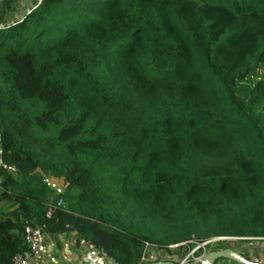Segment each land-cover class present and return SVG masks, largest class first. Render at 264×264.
<instances>
[{"label": "trees", "instance_id": "obj_1", "mask_svg": "<svg viewBox=\"0 0 264 264\" xmlns=\"http://www.w3.org/2000/svg\"><path fill=\"white\" fill-rule=\"evenodd\" d=\"M31 5L0 3V264L36 223L121 264L264 238V0Z\"/></svg>", "mask_w": 264, "mask_h": 264}, {"label": "built area", "instance_id": "obj_2", "mask_svg": "<svg viewBox=\"0 0 264 264\" xmlns=\"http://www.w3.org/2000/svg\"><path fill=\"white\" fill-rule=\"evenodd\" d=\"M42 0H38L41 2ZM0 168L9 170L11 172H15V168L12 166H8L3 159V149L0 146ZM45 184L55 192L58 196L57 202L54 204L53 208H50L46 213L47 218H51L55 208H62L65 206V190L66 183L62 179H58L52 176H45L44 178ZM0 185H1V177H0ZM48 231L47 225L45 223H36V224H27L25 227V241L29 247V251L25 254H17L14 257V264H33V261L36 258H39L44 249V239L45 234ZM241 238L236 237H213L205 242H197L195 240H190L187 242H182L178 244H172L168 247V249L172 252H175L178 248L183 247L187 244H190L189 250L186 251V254L179 259H175L170 256L169 253L163 249L158 248L156 245L145 242L144 243V251L143 256L139 262V264H149L153 261H169L174 262L176 264H201L205 257L209 252L218 250L221 248L219 244L226 241H238ZM251 241H264V238H245ZM226 248V247H225ZM224 249V248H223ZM155 251V255L153 252ZM104 254V253H103ZM247 257H251L253 259L252 254L245 253ZM107 261L109 264H121L109 257L105 254ZM255 261V260H254Z\"/></svg>", "mask_w": 264, "mask_h": 264}, {"label": "crops", "instance_id": "obj_3", "mask_svg": "<svg viewBox=\"0 0 264 264\" xmlns=\"http://www.w3.org/2000/svg\"><path fill=\"white\" fill-rule=\"evenodd\" d=\"M247 244L240 252L250 253L255 261L264 263V242L257 245L250 242ZM33 264H109V262L101 250L82 238L77 230L67 226L59 231L46 232L43 252Z\"/></svg>", "mask_w": 264, "mask_h": 264}, {"label": "water", "instance_id": "obj_4", "mask_svg": "<svg viewBox=\"0 0 264 264\" xmlns=\"http://www.w3.org/2000/svg\"><path fill=\"white\" fill-rule=\"evenodd\" d=\"M1 1L2 0H0V3ZM220 258L232 260L237 264H264L263 262H257L251 260L242 252L230 247L209 252L208 255L205 257V260L201 264H215V262ZM149 264H176V263L169 261H153L150 262Z\"/></svg>", "mask_w": 264, "mask_h": 264}, {"label": "rangeland", "instance_id": "obj_5", "mask_svg": "<svg viewBox=\"0 0 264 264\" xmlns=\"http://www.w3.org/2000/svg\"><path fill=\"white\" fill-rule=\"evenodd\" d=\"M20 3L22 5V8H25L26 5L29 6V7L32 6L31 5L32 4V0H20ZM2 207H5V205L3 204ZM247 243L248 242H242V241H228V242H223V243L219 244L221 248H218V250L223 249L225 247L226 248L227 247H230V248L236 249L238 251H241V250L243 251L244 248H245V246L248 245ZM250 243L257 245V244H259L261 242L253 241V242H250ZM189 246H191V245L190 244H187V245H185V246L182 247V250H181V251H183L182 254H186L187 253L186 251L189 250ZM242 253H245V252H242ZM153 255H155V251L153 252ZM219 264H236V263L222 261Z\"/></svg>", "mask_w": 264, "mask_h": 264}]
</instances>
